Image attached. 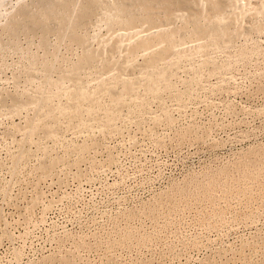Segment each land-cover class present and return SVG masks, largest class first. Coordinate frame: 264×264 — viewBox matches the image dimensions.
<instances>
[{
  "label": "rangeland",
  "instance_id": "1",
  "mask_svg": "<svg viewBox=\"0 0 264 264\" xmlns=\"http://www.w3.org/2000/svg\"><path fill=\"white\" fill-rule=\"evenodd\" d=\"M3 1L0 2V38H4L0 40V93L4 94L0 95L6 104L3 107L0 104V264H66L67 259L69 264H264V14L259 13L261 16L255 19L256 0H247L254 12L247 1L240 0V10L245 13L242 20L249 25L242 27H247L248 32L242 36L238 33L230 46L212 41L209 45L210 39L203 41V37H198L202 44L197 41L196 45L197 38L190 36L188 29L191 25L184 29L189 30L186 34L195 38V42L190 37L184 38L178 45L184 51L177 48L179 42L175 48L185 53L180 55L175 50L176 57L172 55L164 64H158L157 69L170 66L173 73L168 85L153 92L155 96L143 85L146 82L138 79L143 76L138 69L143 66L139 65L154 49L150 48L152 51L146 57L147 49H139L133 55L129 51L126 55L121 47L111 57L120 65L129 60L127 56L133 57L134 64L130 65V60L124 63L132 69L118 68V71L116 67V71L109 72L112 78L109 73L105 76L112 81L119 76V83L114 81L119 91L123 82L130 80L134 85L138 80L141 85L133 86H137V93L133 90L135 93L116 101L112 95L100 94L102 99L97 97L94 107L90 104L92 111L85 101L81 113L75 110L76 103H72L76 83L65 79L61 86L56 85L66 68L83 56L84 47L73 45L74 41L68 38L59 40L54 32L48 34V49L42 46L41 33L29 35L23 31L12 38L5 26L31 0ZM176 12L174 16L178 15ZM184 18L174 24L171 21L170 25L164 18L162 30L171 31V25L176 23L184 28ZM102 19L96 16L90 21L92 25L88 23L80 30L90 40L99 41H90L89 47L94 43L98 49L101 41L112 44L115 36L111 33L121 31L120 28L122 34H127L126 27H115L116 31L111 27L113 31H109L110 26ZM164 21L168 29H164ZM250 24L258 28L251 29ZM147 25L128 32L138 37L143 35L139 33H149L143 36L146 37L162 31L158 24L156 30L147 31ZM129 43L133 42L128 37L124 46H131ZM157 45L153 47H159L160 43ZM45 57L57 60L58 63H53L62 69L61 72L58 67V71L56 68L49 74L53 85L46 81ZM94 66L81 73V90L92 92L98 83L101 86L100 82H104L102 72ZM32 73L37 75L36 80L30 79ZM93 91L97 93L98 89ZM13 97L24 100L29 97L34 101L15 111ZM45 99L48 105L42 102ZM60 103L67 109L69 105L70 111L58 110ZM70 104L74 105L73 110ZM48 106L56 109V120L44 116ZM28 123L34 127L31 129ZM43 162L49 164L50 173L46 172L49 168L43 169Z\"/></svg>",
  "mask_w": 264,
  "mask_h": 264
},
{
  "label": "bare ground",
  "instance_id": "2",
  "mask_svg": "<svg viewBox=\"0 0 264 264\" xmlns=\"http://www.w3.org/2000/svg\"><path fill=\"white\" fill-rule=\"evenodd\" d=\"M3 0H0V2L1 3H4V1L2 2ZM107 1V0H106ZM106 1H103V0H31V2L29 3V4H27L26 6H24L23 7V5H22V7H20L21 9H18L19 10V12H18V14H17V16H16V14H15V11L13 12L14 14H15V17L13 16L12 18H11V20L9 21V23H8V26L6 25L5 27H7V30H9V32H10V34L11 35H13L12 36V38L13 37H16V36H18L20 33L19 32H27V33H29V35H30V33L32 34H34V33H36V34H38V33H41V36H42V39L40 40V41H42L41 43H42V46L44 45H46L45 47L48 49V47L47 46H49V44H48V42H47V40L49 41V39H47V37H48V34H52L51 32H54V33H56V35H59L58 36V38H59V40H62V39H65L66 40V38H68V39H70V40H72V41H74V42H72L73 43V45H74V43H78V45L80 44L82 47H84V54H83V56H80L81 58H80V60L78 61V62H75L74 64H72L71 65V67L70 68H66L67 70H65V72H63V74L62 75H60L61 77H60V80H59V82H58V84L56 85V86H61V84H63L62 82L63 81H66L65 79H71V80H73V82H75L76 83V86H78V87H76V89H77V91L76 90H74V91H76V93L74 94V93H71L72 94V96H74L75 97V100H74V102L72 101V103L74 104V103H76V107H75V110H77V111H79L80 113H81V109L83 108V105H82V103L84 102L85 103V101H87L88 102V104H89V107H88V109L90 108V110L92 111V105H93V107H94V103L96 102V98L97 97H99V100L100 99H102V97H100L99 95L101 94V95H107V94H109V95H112L111 96V98L112 99H114L115 101L116 100H118V99H122V96H124V95H126V94H130V93H135L136 92V90H135V88L137 87H133L135 84L137 85V84H139V85H141L140 83V80L142 79V80H144L145 82H142V83H145V84H143L144 86H147V89H148V91L151 93L152 92V94H153V92H155L156 93V89L157 88H159V87H161V86H163V85H168V83H169V81L171 80H169V78L171 77L172 78V76H171V73H173L172 72V70H170L169 68H172V67H170V66H168L167 68H161V70H159V69H157L156 67L158 66V64L161 62H163V61H167V58H168V60H170L169 58H171V56H172V58L175 56H177L176 55V53H174L173 54V52L178 48L179 49V47H180V51H184V50H181V46H178V45H181V43L179 42V41H181V40H184V38H185V40H186V38L187 39H189V37L190 36H192V37H196L197 39H196V42H195V38L193 39L192 37H190V40H191V38L193 39V42H195L196 43V45H197V41H199V42H201V43H199L198 42V44H202V40H198V37H201V39H202V37H203V41H204V38L206 39V38H209L208 40H209V42H207L208 44L212 41V44H213V42H214V44L216 43H222L223 45H229L232 41H233V39L235 38V37H238L237 35H238V33L240 34V32H241V36H242V33H246V32H248V31H245L246 30V28L249 26V25H247V24H245L244 23V19L245 18H243L244 17V14L245 13H243V10H240V9H242V5H239V3H240V0H113L112 2H110V3H108V2H106ZM204 1H207V2H205V3H203ZM245 2L247 1V0H244ZM243 1V2H244ZM250 2V1H249ZM256 2H257V0H256ZM256 2H254L253 3V5H255L254 7H256L257 6V9H256V14H257V17H255L256 16V14L255 13H253L254 11V7H253V9H252V3H251V5H250V3H248V1L246 2V3H248L250 6H251V10L253 11L252 13V16L253 17H255V19L256 18H258V15H260L261 16V14H259V13H262V14H264V2H262V0H261V3H257L256 4ZM241 4V3H240ZM243 4V3H242ZM248 5V6H249ZM247 6V7H248ZM259 6V7H258ZM182 9V10H181ZM249 9V8H248ZM247 9V10H248ZM178 10V15L176 14V16H174L175 15V12ZM185 10L188 12H185ZM250 10V9H249ZM249 10H248V13H249ZM251 10H250V12H251ZM182 11V12H181ZM246 11V10H245ZM257 11H258V13H257ZM263 11V12H262ZM17 12V11H16ZM177 13V12H176ZM180 13V14H179ZM161 14H164L165 15V21H166V23L168 24L169 23V25L170 24H174V22H177L179 19L180 20H182V18H184V16H186V14H188L187 16H189V17H187V19H186V17L183 19V23H184V25L185 26H183L184 28H182V26H178V25H176V26H178L177 28H179V29H181V30H179V29H177V28H174L173 26H175V25H171L172 27V29H171V31L169 30V31H164V30H162V21L164 20V18H163V16L161 17L160 15ZM183 14V15H182ZM179 15L181 16L180 18H179ZM8 16V15H7ZM96 16H101L103 19V21L105 20L106 21V23L108 24V26H110V27H108V29H109V31H111L112 29H111V27H114L113 28V30H118V29H115V27H122V28H127V34H122V32H124L123 31V29H119V30H121V31H117V32H114L113 30V32L111 33V34H113L112 36L114 37V39H111L112 41L113 40H115V42L113 43L112 42V44L110 43V45H106L105 43H103V41H101L102 43H103V45H102V43L99 45L98 44V49H97V47H94V43H92V42H94L93 40H95L96 41V39H93L92 38V40H90L89 38H87V36L86 35H83V33L81 34L80 33V30H81V28L83 29V27L84 26H86L88 23H90L91 24V22L90 21H92V19L93 18H96ZM203 16H204V18H203ZM174 17V18H173ZM178 17V19H176ZM163 18V20H161ZM247 18H249V17H247ZM246 18V19H247ZM174 19H175V21H174ZM243 19V20H242ZM98 20V19H97ZM167 20H168V22H167ZM170 20V21H169ZM185 20V21H184ZM188 20V21H187ZM243 21V23L245 24V25H241V23H242V21ZM250 20V19H249ZM165 21H164V23H163V25H164V29L166 28L165 27ZM171 21H172V23H171ZM248 21V20H247ZM251 21H254V20H251ZM94 22V21H93ZM102 22V21H101ZM161 24H160V23ZM182 22V21H181ZM186 22L188 23L187 25H186ZM249 22V21H248ZM255 22V21H254ZM253 22V24H256V23H254ZM259 22V21H258ZM145 25L146 23L148 24L147 26L149 27V29H147L146 28V26H145V29H147V31L149 30V31H153V29L154 28H156V25L158 26V29H159V27L161 26V30L163 31H161L160 32V30L158 31L157 30V32L156 31H154L153 33H151L149 36H146V37H143L144 35H148V34H144L142 31V33H139V34H143L141 37H138V34L136 35V34H134V35H132L130 32H128V30L130 29H134V27L135 28H137V27H143V24ZM190 23V24H189ZM242 23V24H243ZM89 24V25H90ZM142 24V25H141ZM160 24V25H159ZM92 25V24H91ZM140 25V26H139ZM169 25L167 26V27H169ZM189 25H191V28L189 27ZM247 25V27L246 28H243L242 26H246ZM251 25V24H250ZM256 25H258V23L256 24ZM256 25H253V26H255L256 27ZM137 26V27H136ZM150 26H152L153 28L151 29V27ZM175 26V27H176ZM258 26H261L260 24L258 25ZM104 27V26H103ZM187 27H189L188 29H191L190 31H191V33H190V36H187V34H188V31L189 30H186L187 31V34H186V31L184 30V29H187ZM255 27H253V28H255ZM263 27V26H262ZM84 28H86V27H84ZM88 28V27H87ZM125 28V29H126ZM252 28V25H251V29H253ZM256 28H258V27H256ZM255 28V29H256ZM260 28V27H259ZM90 29V28H89ZM124 29V30H125ZM139 29V28H138ZM144 29V30H145ZM166 29H168V28H166ZM170 29V28H169ZM176 29L178 30V31H176ZM254 29V30H255ZM141 30V29H140ZM139 30V31H140ZM154 30H156V29H154ZM262 30V29H261ZM4 31V30H3ZM126 31V30H125ZM131 31H133V30H131ZM136 31V29L134 30V33H136L135 32ZM138 31V30H137ZM147 31H144L145 33L147 32ZM81 32H82V30H81ZM108 32V31H107ZM119 32H120V34H119ZM19 33V34H18ZM115 33H117L116 35H115ZM128 33H130V34H128ZM9 34V35H10ZM84 34H86V33H84ZM110 34V33H109ZM108 34V35H109ZM243 34V35H244ZM251 34V33H250ZM35 35V34H34ZM38 35H40V34H38ZM97 35V34H96ZM130 35V36H129ZM7 36V35H6ZM28 36V35H27ZM33 36V35H32ZM111 36V37H112ZM133 36V37H132ZM135 36H136V38H137V40H135L136 38H135ZM140 36V35H139ZM186 36V37H185ZM29 37V36H28ZM88 37H89V35H88ZM105 37V36H104ZM112 37V38H113ZM130 38V42H133V43H129V44H131V46H128V45H126V47L124 46L125 45V42L127 41V38ZM131 37L134 39L133 41H132V39H131ZM240 37V36H239ZM10 38V37H9ZM26 38V37H25ZM34 38V37H33ZM37 38V37H36ZM96 38V37H95ZM109 38V37H108ZM183 38V39H182ZM2 39H4V38H2ZM2 39L0 38V40L2 41ZM31 39V38H30ZM99 39V38H98ZM104 39V38H103ZM200 39V38H199ZM28 40V39H27ZM106 40V39H105ZM104 40V41H105ZM208 40H206V41H208ZM14 41V40H13ZM18 41V40H17ZM90 41H92L91 43H92V46H90V47H94V49H92V48H90L89 47V44H90ZM11 42V41H10ZM16 42V41H15ZM15 42H13V43H15ZM27 42V41H26ZM62 42H64V41H62ZM61 41H60V43H62ZM66 42V41H65ZM97 43H99V41H96ZM111 42V41H110ZM129 42V41H128ZM127 42V43H128ZM135 42V43H134ZM161 42H162V44H161ZM180 44H179V43ZM183 42V41H182ZM185 42H187V41H184V43ZM192 42V43H193ZM1 43V42H0ZM31 43H33V42H31ZM159 43H160V46L161 45H163L162 47V49L160 48V46H159ZM178 43V44H177ZM184 43H182V44H184ZM206 43V42H205ZM206 43V45L208 46V44ZM2 44V43H1ZM48 44V45H47ZM66 44V43H65ZM108 44H109V42H108ZM158 44V45H157ZM177 44V45H176ZM232 44V43H231ZM13 45V44H12ZM159 46V47H156V48H154L153 46ZM175 45L176 46H178L177 48H175ZM210 45V44H209ZM1 46V45H0ZM31 46V45H30ZM58 46H60V44L58 45ZM96 46V45H95ZM185 46V45H184ZM201 46V45H200ZM205 46V45H204ZM230 46V45H229ZM17 47V46H16ZM26 47V46H25ZM37 47H38V44H37ZM44 47V48H45ZM50 47V46H49ZM53 47V46H52ZM73 47V46H72ZM79 47V46H78ZM122 47V49L124 50V51H126L125 53H126V55L127 54H129L130 52V54L129 55H133V53L135 52V51H137V53L141 50V49H147V51L148 52H145L144 51V54H146V53H150L149 51H152V49H154V50H157L158 48H160L161 50H157L156 52L154 51H152L151 52V54L147 57V55L148 54H146V55H144L143 53V55L144 56H146L147 58H144L145 59V61L143 62V64L141 65H139V66H143L142 68L143 69H140V68H138L139 70H141L142 71V73L140 74V75H142L143 74V76H141L142 78H138V79H140L139 80V82L140 83H138L137 81L135 82V84L133 85V84H131V81L129 80V81H126V82H128V83H126V82H123V88L122 89H120V91L118 90V89H116L117 88V86H115V82L114 81H116L117 79H118V75L117 76H115V77H113V78H115V79H113L114 81H112L111 80V78H112V72L111 73H109L111 70L113 71L116 67H117V70H118V68H119V70H122V71H124V69L126 68V67H128L129 68V70L130 69H132V68H130V65H132V64H134V63H132L134 60H132L131 61V59L133 58H129V56H127L128 57V59L131 61L130 63L128 62V61H126L125 59V62H126V64H130L129 66H127V65H125L124 63H123V65H120V62L118 63V64H116L113 60V58L111 57V55L112 54H114V53H116L117 54V52L118 51H120V50H122V49H120ZM186 47V46H185ZM198 47V46H197ZM215 47V46H214ZM3 48V47H2ZM41 48V47H40ZM45 48V49H46ZM71 48V47H70ZM150 48H152V49H150ZM175 48V49H174ZM201 48V47H200ZM202 48H204V47H202ZM230 48V47H229ZM24 49V48H23ZM57 49H59V48H57ZM74 49V48H73ZM120 49V50H119ZM140 49V50H139ZM183 49H185L184 47H183ZM21 50V49H20ZM79 50V49H78ZM128 50V51H127ZM189 50V49H188ZM202 50V49H201ZM204 50V49H203ZM28 51V50H27ZM35 51V50H34ZM39 51V50H38ZM66 51H67V49H66ZM130 51V52H129ZM178 52L177 50L175 51V52H178L180 55L181 54H183V53H185V52ZM194 51V50H193ZM207 51V50H206ZM24 52V51H23ZM48 52H50V51H48ZM53 52H56V51H53ZM127 52H129V53H127ZM196 52V51H195ZM194 52V53H195ZM202 52V51H201ZM79 53V52H78ZM177 53V54H178ZM197 53V52H196ZM206 53V52H205ZM208 53V52H207ZM210 53V52H209ZM29 54V53H28ZM32 54V53H31ZM39 54V53H38ZM46 54V53H45ZM48 54H50V53H48ZM55 54H57V53H55ZM59 54V53H58ZM57 54V55H58ZM136 54V53H135ZM246 54V53H245ZM57 55H54L55 57H58ZM125 55V54H124ZM32 56V55H31ZM48 56V55H47ZM65 56V55H64ZM113 56V55H112ZM239 56V55H238ZM37 57V56H36ZM125 57V56H124ZM192 57V56H191ZM52 58H53V54H52ZM59 58V57H58ZM72 58V57H71ZM30 59V58H29ZM49 59H50V61H49ZM57 59V58H56ZM62 59V58H61ZM117 59V58H116ZM119 59V58H118ZM121 59V58H120ZM136 59V58H135ZM209 59V58H208ZM66 60H67V58H66ZM37 61V60H36ZM54 61V60H53ZM53 61L51 60V58H44V70H45V73H46V81H47V83H49V84H51L52 83V81H53V79L51 80L50 78H49V74L50 73H53V70H54V72H55V69L58 71L59 70V68L61 67L60 65L57 67L56 66V63L54 64L53 63ZM57 60H55L54 62H56ZM64 61V60H63ZM72 61V60H71ZM121 61V60H120ZM172 61V60H171ZM177 61V60H176ZM73 62V61H72ZM71 62V63H72ZM128 62V63H127ZM173 62H175V61H173ZM57 63H58V61H57ZM64 64H65V62H64ZM68 64V63H67ZM122 64V63H121ZM163 64H164V62H163ZM177 64V63H176ZM175 64V65H176ZM186 64V63H185ZM207 64V63H206ZM210 64V63H209ZM217 64V63H216ZM94 65H97L98 66V70H100L101 72H102V74L103 73H105V74H101V76L100 77H102V79L103 78H105V80H104V82L103 83H101L100 82V84H101V86H99V83H98V88H94L95 90H97L98 89V91H97V93H95L93 90H92V92H90L89 90V92H87L86 90H81V88H80V86L81 85H83L81 82H82V78H81V73L85 70V69H88V68H90L91 66L93 67ZM119 67H118V66ZM137 65V64H136ZM161 65V64H160ZM173 65V64H172ZM180 65V64H179ZM192 65V64H191ZM202 65V64H201ZM217 65H219V64H217ZM221 65V64H220ZM174 66V65H173ZM64 67V66H63ZM95 67L96 66H94V69H95ZM133 67H135V66H133ZM213 67V66H212ZM223 67V66H222ZM222 67H221V69H222ZM136 68V67H135ZM135 68H133V69H135ZM160 68V67H159ZM214 68V67H213ZM215 68H216V65H215ZM187 69V68H186ZM218 69H219V67H218ZM29 70V69H28ZM41 70V69H40ZM60 70H61V72H62V69L60 68ZM96 70V69H95ZM118 70V71H119ZM220 70V69H219ZM115 71H116V69H115ZM114 71V72H115ZM144 71V72H143ZM126 72H128V71H126ZM133 73H134V71H132ZM176 72V71H175ZM30 73V72H29ZM37 73V72H36ZM85 73V72H84ZM96 73V72H95ZM106 73H109V74H111L110 76H111V78L109 77V78H107L106 76ZM118 73V72H117ZM33 74H35V73H32V74H29V75H33ZM42 74V73H41ZM59 74H61V73H59ZM98 74V73H97ZM108 74V75H109ZM114 74V73H113ZM119 74V73H118ZM121 74V73H120ZM179 74V73H178ZM20 75V74H19ZM27 75V74H26ZM43 75V74H42ZM52 75V74H51ZM106 75V76H105ZM116 75V74H115ZM139 75V76H140ZM189 75V74H188ZM37 76V75H36ZM36 76H34L33 75V77L31 76V80H33V79H35V77ZM97 76V75H96ZM123 76V75H122ZM138 76V75H137ZM176 75L174 74V77H175ZM134 77V75L132 76V78ZM143 77H144V79H143ZM180 77V76H179ZM42 78V77H41ZM107 78V79H106ZM99 79V78H98ZM101 78H100V80H102ZM125 79V78H124ZM20 80V79H19ZM36 80V79H35ZM108 80H110V81H108ZM128 80V79H127ZM133 80V79H132ZM141 80V81H142ZM41 81V80H40ZM120 81H121V79H120ZM17 82V81H16ZM86 82V81H85ZM121 82V83H122ZM133 82V81H132ZM224 82V81H223ZM57 83V82H56ZM81 83V85L79 86V84ZM84 83V82H83ZM117 83H119L118 82V80H117ZM20 84V83H19ZM51 85H53V83L51 84ZM88 85V84H87ZM117 85V84H116ZM138 85V86H139ZM93 86V85H92ZM119 86V85H118ZM121 86V85H120ZM260 86V85H259ZM64 87V86H63ZM66 87V86H65ZM68 87V86H67ZM80 88V89H79ZM181 88V87H180ZM222 88V87H221ZM62 89V88H61ZM83 89V88H82ZM85 89V88H84ZM116 89V90H115ZM138 89V88H137ZM141 89V88H140ZM66 90V89H65ZM133 90H135V92H133ZM139 90V89H138ZM161 90V89H160ZM189 90V89H188ZM260 90V89H259ZM263 90V89H262ZM71 91V90H70ZM73 91V90H72ZM84 91H86V92H84ZM163 91V90H162ZM97 95L98 93V96H96V95H94V93ZM93 93V94H92ZM137 93V92H136ZM148 93V92H147ZM157 93H159V92H157ZM161 93V92H160ZM179 93V92H178ZM187 93V92H186ZM0 94H2V93H0ZM4 94V93H3ZM2 94V95H3ZM12 94V93H11ZM14 94V93H13ZM49 94V93H48ZM54 94V93H53ZM74 94V95H73ZM143 94V93H142ZM184 94V93H183ZM57 95V94H56ZM131 95V94H130ZM138 95V94H137ZM154 95V94H153ZM156 95V94H155ZM154 95V96H155ZM1 96V95H0ZM44 96V95H43ZM51 96H53V95H51ZM96 96V97H95ZM141 96V95H140ZM1 97H3V96H1ZM8 97V96H7ZM59 97V96H58ZM65 97V96H64ZM73 97V98H74ZM95 97V98H94ZM127 97V96H126ZM183 97V96H182ZM6 98V97H5ZM11 98V97H10ZM36 98V97H35ZM42 97L40 96V99H41ZM33 99H34V97H33ZM39 98H37V100H38ZM53 99H54V97H53ZM61 99V98H60ZM95 101H94V100ZM126 99V98H125ZM6 100H7V98H6ZM41 100H44V97H43V99H41ZM131 100V99H130ZM34 100H29V97H28V99H26V100H24V99H21V98H18V97H13V104H14V107H15V111L16 110H18L19 109V111H20V109L21 108H23V107H28L30 104H31V102H33ZM54 101V100H53ZM53 101H52V103H53ZM69 101V100H68ZM91 101V102H90ZM5 102V99H4V97H3V99L2 98H0V104H1V106L2 105H4L5 106V104H6V102H5V104H3ZM42 102H44V103H46L47 104V102H49L47 99H45V101H42ZM94 102V103H93ZM35 103V102H34ZM41 103V102H40ZM44 103H43V105H44ZM62 103V102H61ZM61 103L58 105V110H61V111H63V112H65L66 110H68V111H70L69 110V105H68V109H67V106L65 107L64 105H61ZM83 103V104H84ZM99 103H100V101H99ZM133 103V102H132ZM38 105H40L39 103H37ZM56 104V103H55ZM71 105L72 106V110H73V106L74 105ZM90 104H91V107H90ZM98 104V103H97ZM96 104V105H97ZM12 105V104H11ZM41 105H42V103H41ZM41 105H40V107H41ZM48 105V104H47ZM53 105V104H52ZM82 105V106H81ZM122 105H123V103H122ZM156 105V104H155ZM84 106H86L85 104H84ZM3 107V106H2ZM42 107H46V106H42ZM49 107V106H48ZM81 107V108H80ZM100 107V106H99ZM27 109V108H26ZM41 109V108H40ZM9 110V109H8ZM14 110V109H13ZM56 110V109H55ZM55 110L54 109H52L51 107H49V110L47 111V113H45V117H47V118H49V117H51V120L53 119V117H54V119L53 120H56V118L55 117H57V115H55ZM83 110V109H82ZM14 111V112H15ZM67 112V111H66ZM80 113H77L78 115L80 114ZM112 113V112H111ZM76 114V115H77ZM83 114V113H82ZM92 114H94V113H92ZM132 114V113H131ZM61 115H63V114H61ZM60 115V116H61ZM77 115V116H78ZM40 116V115H39ZM74 116V115H73ZM91 116V115H90ZM93 116V115H92ZM35 117V116H34ZM43 117V116H42ZM72 117V116H71ZM70 117V118H71ZM75 117V116H74ZM80 117V116H79ZM96 117V116H95ZM94 117V118H95ZM99 117V116H98ZM98 117H96V119H98ZM169 117V116H168ZM66 118V117H65ZM92 118V117H91ZM99 118H101V117H99ZM166 118V117H165ZM43 119V118H42ZM50 119V118H49ZM102 119V118H101ZM167 119V118H166ZM46 120V119H45ZM107 120V119H106ZM85 121V120H84ZM88 121V120H87ZM86 121V122H87ZM91 121V120H90ZM95 121V120H94ZM167 121H170V120H167ZM56 122V121H55ZM97 122V121H96ZM89 123V122H88ZM30 123H28V125H29ZM93 124V123H92ZM170 124V123H169ZM86 125V124H85ZM157 125V124H156ZM212 125V124H211ZM57 126H59V125H57ZM83 126V125H82ZM94 126V125H93ZM17 127V126H16ZM31 129L34 127V125H33V127H32V125L30 124V126H29ZM37 127V126H36ZM53 127V126H52ZM79 127V126H78ZM81 127V126H80ZM30 128H28V129H30ZM50 128V127H49ZM57 128H60V127H57ZM163 128V127H162ZM81 129V128H80ZM112 129H114V128H112ZM36 130V129H35ZM44 130V129H43ZM56 130V129H55ZM59 130V129H58ZM104 130V129H103ZM131 130V129H130ZM193 130V129H192ZM27 131V130H26ZM30 131V130H29ZM39 131V130H38ZM46 131V130H45ZM44 131V132H45ZM101 131V130H100ZM11 132V131H10ZM52 132V131H51ZM114 132V131H113ZM12 133H13V131H12ZM36 133V132H35ZM131 133V132H130ZM51 134V133H50ZM59 134V133H58ZM57 134V135H58ZM45 135V134H44ZM125 135V134H124ZM128 136V135H127ZM197 136V135H196ZM119 137V136H118ZM173 139V138H172ZM188 140V139H187ZM194 140V139H193ZM85 145V144H84ZM167 146V145H166ZM76 148V147H75ZM90 148V147H89ZM86 149V148H85ZM77 150V149H76ZM253 151V150H252ZM255 151V150H254ZM99 152V151H98ZM90 153V152H89ZM259 154V153H258ZM258 154H256L257 156H258ZM14 156V155H13ZM23 156V155H22ZM249 157V156H248ZM255 157V156H254ZM15 158V157H14ZM17 158V157H16ZM29 158V157H28ZM256 158V157H255ZM49 160V159H48ZM52 160V159H51ZM252 160V159H251ZM261 160V159H260ZM53 161H55V160H53ZM253 161V160H252ZM96 162V161H95ZM262 162V161H261ZM16 163V162H15ZM44 163V162H43ZM56 163V162H55ZM103 163V162H102ZM54 165V163L53 162H51L50 163V165ZM80 164V163H79ZM252 164V163H251ZM49 164H47V163H44L43 164V169H45V171L49 168V166H48ZM77 165V164H76ZM55 166V165H54ZM69 166V165H68ZM254 166V165H253ZM52 167V166H51ZM80 167V166H79ZM226 167V166H225ZM249 167V166H248ZM262 167V166H261ZM82 168V167H81ZM88 168V167H87ZM86 168V169H87ZM43 169H41V170H43ZM51 169H54L53 167L51 168ZM262 170V169H261ZM49 171V172H48ZM48 171H46L47 173H50L51 171H50V168H49V170ZM219 171V170H218ZM225 171V170H224ZM245 171V170H244ZM249 171V170H248ZM260 171V170H259ZM37 172V171H36ZM45 172V173H46ZM43 173H44V170H43ZM46 173V174H47ZM217 173V172H216ZM248 174V173H247ZM253 174V173H252ZM40 175V174H39ZM42 175V174H41ZM45 175V174H44ZM47 175H49V174H47ZM245 175V174H244ZM251 175V174H250ZM257 175V174H256ZM263 175V174H262ZM216 176V175H215ZM252 177V176H251ZM53 178V177H52ZM81 178V177H80ZM91 178V177H90ZM217 178V177H216ZM219 178V177H218ZM217 178V179H218ZM235 178H236V176H235ZM238 178V177H237ZM248 178V177H247ZM262 178V177H261ZM40 179V178H39ZM42 179V178H41ZM203 179V178H202ZM228 179V178H227ZM256 179H258V178H256ZM264 179V178H263ZM196 180V179H195ZM219 180V179H218ZM232 180V179H231ZM230 180V181H231ZM246 180V179H245ZM192 181V180H191ZM207 181H208V179H207ZM216 181V180H215ZM259 181V180H258ZM223 182V181H222ZM41 183V182H40ZM234 183V182H233ZM57 184V183H56ZM200 184H201V182H200ZM200 184H198L199 186H200ZM214 184V183H213ZM224 184V183H223ZM230 184V183H229ZM187 185V184H186ZM212 185V184H211ZM192 186V185H191ZM198 186V187H199ZM210 186V185H209ZM215 186V185H214ZM219 186V185H218ZM226 186H227V184H226ZM236 186V185H235ZM212 187V186H211ZM184 188V187H183ZM224 188V187H223ZM227 188V187H226ZM231 188V187H230ZM262 188V187H261ZM211 189V188H210ZM222 189V188H221ZM228 189V188H227ZM240 189V188H239ZM246 189V188H245ZM184 190V189H183ZM195 190V189H194ZM193 190V191H194ZM223 190V189H222ZM234 190V189H233ZM247 190V189H246ZM186 191H187V189H186ZM212 191H213V189H212ZM241 191V190H240ZM177 192V191H176ZM189 192V191H188ZM210 192V191H209ZM256 192V191H255ZM215 193H217V192H215ZM214 193V194H215ZM239 193V192H238ZM167 194V193H166ZM202 194V193H201ZM224 194H225V192H224ZM229 194V193H228ZM39 195V194H38ZM185 195V194H184ZM206 195V194H205ZM231 195H233V194H231ZM40 196V195H39ZM161 196V195H160ZM225 196H227V195H225ZM224 196V197H225ZM249 196V195H248ZM254 196V195H253ZM33 197V196H32ZM159 197V196H158ZM163 197V196H162ZM161 197V198H162ZM175 197V196H174ZM191 197V196H190ZM239 197V196H238ZM38 198H40V197H38ZM202 198V197H201ZM217 198V197H216ZM221 198V197H220ZM240 198V197H239ZM253 198V197H252ZM34 199V198H33ZM155 199V198H154ZM171 199V198H170ZM175 199V198H174ZM230 199V198H229ZM180 200V199H179ZM184 200V199H183ZM219 200V199H218ZM226 200V199H225ZM232 200V199H231ZM253 200V199H252ZM157 201V200H156ZM166 201H167V199H166ZM236 201V200H235ZM251 201V200H250ZM188 202V201H187ZM160 203H161V201H160ZM211 203V202H210ZM217 203V202H216ZM229 203V202H228ZM234 203V202H233ZM164 204V203H163ZM182 204H183V201H182ZM192 204V203H191ZM206 204V203H205ZM211 204H214L213 202L211 203ZM238 204V203H237ZM36 205V204H35ZM253 205V204H252ZM164 206V205H163ZM168 206V205H167ZM172 206V205H171ZM220 206V205H219ZM229 206V205H228ZM192 207V206H191ZM244 207V206H243ZM144 208V207H143ZM199 209V208H198ZM204 209V208H203ZM211 209V208H210ZM248 209V208H247ZM136 210V209H135ZM185 210V209H184ZM251 210V209H250ZM134 211V210H133ZM150 211V210H149ZM196 211V210H195ZM238 211V210H237ZM161 212V211H160ZM201 212V211H200ZM147 213V212H146ZM180 213V212H179ZM215 213V212H214ZM230 213V212H229ZM133 214V213H132ZM145 214V213H144ZM171 214V213H170ZM169 214V215H170ZM206 214V213H205ZM216 214V213H215ZM241 214H242V212H241ZM168 215V214H167ZM172 215V214H171ZM209 215V214H208ZM210 216V215H209ZM217 216V215H216ZM183 217V216H182ZM208 217V216H207ZM215 217V216H214ZM141 218V217H140ZM162 218V217H161ZM242 218V217H241ZM124 219V218H123ZM200 219V218H199ZM235 219V218H234ZM245 219V218H244ZM131 221V220H130ZM151 221V220H150ZM154 221V220H153ZM164 221V220H163ZM242 221V220H241ZM139 222V221H138ZM192 222V221H191ZM237 222V221H236ZM3 223V222H2ZM209 223V222H208ZM235 223V222H234ZM247 223V222H246ZM236 224V223H235ZM130 225V224H129ZM204 225V224H203ZM137 226V225H136ZM170 226V225H169ZM230 226V225H229ZM138 227H140V226H138ZM161 227V226H160ZM203 228V227H202ZM125 230V229H124ZM138 230V229H137ZM216 230V229H215ZM127 232V231H126ZM207 232V231H206ZM122 233V232H121ZM130 233V232H129ZM133 233V232H132ZM161 233V232H160ZM203 233V232H202ZM117 235V234H116ZM119 235V234H118ZM121 235V234H120ZM149 235H151V234H149ZM129 236H130V234H129ZM134 236V235H133ZM117 237V236H116ZM125 237H126V235H125ZM131 237V236H130ZM150 237V236H149ZM11 238V237H10ZM123 238V237H122ZM129 238V237H128ZM263 238V237H262ZM120 239V238H119ZM118 239V240H119ZM124 239V238H123ZM143 239V238H142ZM161 239V238H160ZM110 240V239H109ZM129 240V239H128ZM127 240V241H128ZM138 240V239H137ZM136 240V241H137ZM125 241V240H124ZM121 242H123V241H121ZM151 242V241H150ZM87 243V242H86ZM120 243V242H119ZM129 243V242H128ZM157 243V242H156ZM263 243V242H262ZM114 244V243H113ZM135 244V243H134ZM87 245V244H86ZM108 245V244H107ZM112 245V244H111ZM123 245H124V243H123ZM126 245H128V244H126ZM132 245V244H131ZM129 246V245H128ZM127 246V247H128ZM83 248V247H82ZM88 249V248H87ZM108 249V248H107ZM249 249V248H248ZM241 252V251H240ZM240 254V253H239ZM242 254H244V253H242ZM79 255V254H78ZM246 255V254H245ZM244 255V256H245ZM67 258V257H66ZM73 258V257H72ZM87 258V257H86ZM103 258V257H102ZM75 259V258H74ZM51 260V259H50ZM63 260V259H62ZM66 260V259H65ZM68 260V261H67ZM66 261H65V263L67 264L68 262H70L69 261V259H67ZM70 260H71V258H70ZM64 261V260H63ZM63 261H61V262H63ZM210 261V260H209ZM216 261V260H215ZM55 263V262H54ZM60 264H62V263H60ZM69 264V263H68ZM103 264V263H102ZM220 264V263H219Z\"/></svg>",
  "mask_w": 264,
  "mask_h": 264
}]
</instances>
